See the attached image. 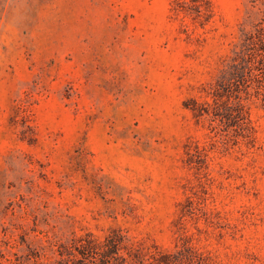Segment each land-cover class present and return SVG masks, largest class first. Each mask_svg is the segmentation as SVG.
Returning a JSON list of instances; mask_svg holds the SVG:
<instances>
[{"label":"rangeland","instance_id":"obj_1","mask_svg":"<svg viewBox=\"0 0 264 264\" xmlns=\"http://www.w3.org/2000/svg\"><path fill=\"white\" fill-rule=\"evenodd\" d=\"M199 2L0 0V264H264V0Z\"/></svg>","mask_w":264,"mask_h":264},{"label":"trees","instance_id":"obj_2","mask_svg":"<svg viewBox=\"0 0 264 264\" xmlns=\"http://www.w3.org/2000/svg\"><path fill=\"white\" fill-rule=\"evenodd\" d=\"M195 2L196 6V12L200 13L202 11V7L200 5L199 0H192ZM255 44L257 45L256 50L258 52H253L252 56L255 61V68L261 69V72L264 73V31L261 32V30L256 34L255 36ZM256 53V54H255ZM261 88L258 89L259 93H262L261 98V106L264 107V92L260 91ZM240 98V105L244 106L245 104L242 102L241 97ZM89 244L86 246L87 251L96 252L100 255V261L98 264H125L127 259L124 255L120 254L121 249L123 248V238L120 233H117L115 236L110 238V245L105 250H101V247L99 245H95V243H92L91 240H88ZM92 243V244H91ZM89 245V246H88ZM84 256H86L87 253L83 251ZM106 256V257H105ZM110 257V258H109ZM75 263V261H74ZM79 264H84L83 261H80Z\"/></svg>","mask_w":264,"mask_h":264}]
</instances>
